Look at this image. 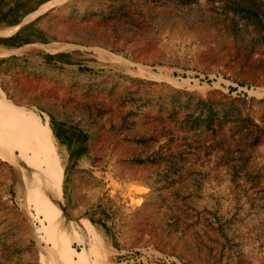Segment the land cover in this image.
<instances>
[{"label":"rangeland","instance_id":"rangeland-1","mask_svg":"<svg viewBox=\"0 0 264 264\" xmlns=\"http://www.w3.org/2000/svg\"><path fill=\"white\" fill-rule=\"evenodd\" d=\"M0 93L61 178L0 157V264H264V0H0Z\"/></svg>","mask_w":264,"mask_h":264},{"label":"bare ground","instance_id":"bare-ground-1","mask_svg":"<svg viewBox=\"0 0 264 264\" xmlns=\"http://www.w3.org/2000/svg\"><path fill=\"white\" fill-rule=\"evenodd\" d=\"M2 123L7 124L6 130L1 126ZM0 157L10 162L17 171L21 169V160L28 165L27 171L23 172L25 180L23 183L26 185V190L33 192L35 202L38 203L36 204L37 210H41L40 204L43 200L44 203H49L50 205H48L53 209L56 204L60 206V173L57 171L52 174L54 168L52 149L43 129L37 123H32L23 108L12 104L2 93H0ZM51 214L53 213L51 212ZM59 215V218H54V220H57L56 224L62 237L67 239V232L71 226L62 213ZM48 219L47 221H49ZM83 226L85 232L90 234L87 224L84 223ZM81 240L83 241L85 238ZM90 244L91 240L89 239L84 250L81 253L74 252V256L69 252V249L72 248L62 247L58 244L55 247L59 255L58 262L60 264H88Z\"/></svg>","mask_w":264,"mask_h":264}]
</instances>
